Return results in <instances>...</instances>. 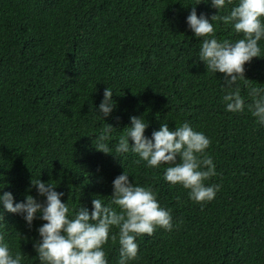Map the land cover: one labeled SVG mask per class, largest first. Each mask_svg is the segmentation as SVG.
I'll return each mask as SVG.
<instances>
[{
  "label": "trees",
  "instance_id": "trees-1",
  "mask_svg": "<svg viewBox=\"0 0 264 264\" xmlns=\"http://www.w3.org/2000/svg\"><path fill=\"white\" fill-rule=\"evenodd\" d=\"M196 2L0 0V186L14 203L26 195L43 200L30 187L38 174L64 193L70 211L76 203L90 210L93 196H111V182L125 168L129 182L153 188L173 223L170 231L157 226L137 236L129 264H264V127L247 110H224V74H210L193 55L199 39L185 17ZM195 9L216 12L204 0ZM213 23L219 39L233 38ZM243 67L244 79L264 85V56ZM107 86L114 107L99 119L93 112ZM132 115L145 119V136L162 122L172 129L187 120L210 137L216 175L205 183L220 185L211 201L190 200L163 179V167L137 164L131 152L95 149L103 124L113 127L114 145ZM42 223L34 218L29 227L22 215L3 212L0 232L23 264H40L33 244ZM118 247L104 245L108 264H117Z\"/></svg>",
  "mask_w": 264,
  "mask_h": 264
},
{
  "label": "clouds",
  "instance_id": "clouds-1",
  "mask_svg": "<svg viewBox=\"0 0 264 264\" xmlns=\"http://www.w3.org/2000/svg\"><path fill=\"white\" fill-rule=\"evenodd\" d=\"M189 5L185 23L199 39L198 50L193 53L206 66L207 71L223 73L221 103L224 110L240 113L247 110L254 123L264 127V85L250 84L243 78L244 64L261 54L264 42V0H204L216 9L215 14L197 15L195 5ZM217 22L230 30L233 38L219 39L216 35ZM248 88L250 102L240 94V84ZM113 90L103 89L102 99L96 105L95 113L107 117L114 104ZM130 126L123 128L118 142L111 144L114 129L103 124L102 131L95 134L93 144L96 150L105 154L133 153L136 163L144 167H163L162 177L170 186L179 185L187 190V196L194 202L211 201L220 188L218 183H205L216 175L213 157L206 149L211 143L203 131L197 130L184 120L170 129L161 123L150 136L144 135L147 123L143 116H129ZM131 140L129 146L128 140ZM130 173L124 168L111 182L110 197L93 196L91 209L77 204L70 211L67 201L62 202L63 192L55 190V184L36 178L30 180L37 197L26 195L23 201L13 202L8 191L0 186V219L3 212L22 215L31 227L34 218L43 221L36 229L39 240L33 244L36 259L40 264H108L104 245L109 241L118 243L117 264H129L137 258V236L151 235L158 227L170 231L173 228L171 210L160 206L153 188L141 183L129 182ZM106 198V199H102ZM2 226V225H0ZM115 229V231H113ZM20 251L13 252L0 232V264H23Z\"/></svg>",
  "mask_w": 264,
  "mask_h": 264
}]
</instances>
